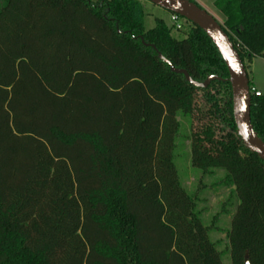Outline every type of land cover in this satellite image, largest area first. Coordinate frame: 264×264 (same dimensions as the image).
Segmentation results:
<instances>
[{"label":"trees","instance_id":"16d2710c","mask_svg":"<svg viewBox=\"0 0 264 264\" xmlns=\"http://www.w3.org/2000/svg\"><path fill=\"white\" fill-rule=\"evenodd\" d=\"M215 6L245 68L264 57V0ZM146 16L142 0H0V264H223L176 165L179 116L196 112L192 164L224 170L239 200L232 264H264V160L238 133L227 65L193 22ZM160 54L221 79L196 87Z\"/></svg>","mask_w":264,"mask_h":264},{"label":"rangeland","instance_id":"374dc122","mask_svg":"<svg viewBox=\"0 0 264 264\" xmlns=\"http://www.w3.org/2000/svg\"><path fill=\"white\" fill-rule=\"evenodd\" d=\"M142 1L147 13L145 18L147 28L154 26L156 16L164 18L168 24L172 23L170 11L150 1ZM214 1L197 0L205 10L223 23L225 17L215 7ZM173 35L183 37L182 33L175 30H173ZM246 68L249 79L264 95V57L254 58L250 64L246 61ZM201 96L200 92L198 97ZM179 120L181 129L177 138L175 155L180 180L189 194L196 199L197 209L204 223L210 228V238L221 253L223 264H232L228 235L239 200L234 187L225 183L226 172L224 170L217 168L202 170L192 164L193 135L201 130L205 120L200 119L197 112L191 116L180 114Z\"/></svg>","mask_w":264,"mask_h":264},{"label":"water","instance_id":"95a60500","mask_svg":"<svg viewBox=\"0 0 264 264\" xmlns=\"http://www.w3.org/2000/svg\"><path fill=\"white\" fill-rule=\"evenodd\" d=\"M151 3L180 15L193 22L211 38L221 53L228 71L233 94V114L238 133L244 143L264 160V141L255 131L251 121V88L247 69L234 48L228 34L220 22L207 10L191 0H147ZM174 72L182 73L196 87L206 88L212 81L220 80L217 75L209 76L204 82L194 80L185 69L176 68L167 58L161 55ZM246 264H251L246 259Z\"/></svg>","mask_w":264,"mask_h":264},{"label":"built area","instance_id":"2783aa9c","mask_svg":"<svg viewBox=\"0 0 264 264\" xmlns=\"http://www.w3.org/2000/svg\"><path fill=\"white\" fill-rule=\"evenodd\" d=\"M197 1V0H195ZM172 23L175 24L176 28L182 27V21L177 14H172L171 16ZM251 93H254L256 96L262 95V92L258 90L255 86L251 88Z\"/></svg>","mask_w":264,"mask_h":264},{"label":"crops","instance_id":"0c3cea01","mask_svg":"<svg viewBox=\"0 0 264 264\" xmlns=\"http://www.w3.org/2000/svg\"><path fill=\"white\" fill-rule=\"evenodd\" d=\"M216 1V0H215ZM215 1L213 2V4L215 5ZM216 7V6H215ZM255 58H257V57H255ZM256 87V86H255ZM258 90H260L258 87H256ZM261 91V90H260ZM262 92V91H261Z\"/></svg>","mask_w":264,"mask_h":264}]
</instances>
